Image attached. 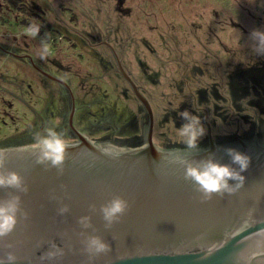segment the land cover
Returning <instances> with one entry per match:
<instances>
[{
  "label": "rangeland",
  "instance_id": "obj_1",
  "mask_svg": "<svg viewBox=\"0 0 264 264\" xmlns=\"http://www.w3.org/2000/svg\"><path fill=\"white\" fill-rule=\"evenodd\" d=\"M13 1L0 0V44L33 53L46 65V59L36 55L41 38L46 39L50 57L61 62L48 67L73 86L74 123L97 139H115L117 144L131 146L128 139L137 133L142 139L147 121L103 40L115 46L126 70L151 98L158 145L169 141L183 147L176 139L173 121L179 127L183 120L176 110L192 111L194 102L215 106L209 117L215 138L235 131L229 119L231 105L236 116H244L248 123L260 113L264 129V56L254 57L246 46L249 31L264 28L260 0H17L15 5ZM33 23L40 25L37 37L25 31ZM185 64L197 69L192 79L187 78L190 83L183 78ZM66 67L68 72L63 71ZM61 93L57 83L0 52V147L27 144L26 134L34 127L35 113L18 97L36 108H46L48 114L42 110L47 120L55 116L63 126L69 101ZM242 98L249 99L242 105ZM91 114L96 118L90 119ZM61 126L55 130H62ZM206 139L205 135L200 144Z\"/></svg>",
  "mask_w": 264,
  "mask_h": 264
},
{
  "label": "water",
  "instance_id": "obj_2",
  "mask_svg": "<svg viewBox=\"0 0 264 264\" xmlns=\"http://www.w3.org/2000/svg\"><path fill=\"white\" fill-rule=\"evenodd\" d=\"M107 45L121 76L147 114L141 145L123 147L125 152L118 161L104 156L97 149L104 142L90 139L74 126L77 107L69 83L26 54L41 74L68 90V124L77 138L67 149L62 170L37 163L30 144L0 147L8 157L4 170L19 172L28 186V191L20 194L28 217L21 218L16 231L3 242L14 243L17 254L31 259V264H38L39 254L50 241L64 249L63 257L51 264H88L82 245L87 235H100L110 245L94 264H264V144L247 143L241 138L238 145L219 144L205 117L208 143L200 147L207 151L192 159L214 153L217 160L229 163L223 151L227 147L248 153L251 164L242 173L243 186L231 196L216 195L201 201L200 194L183 181L181 172L161 178L155 170L161 158L158 149L177 146L162 147L155 142L153 106L114 47ZM15 191L0 188V199ZM114 195L129 198L132 206L119 222L106 228L99 209ZM64 205L69 211L61 215L58 209ZM84 215L91 217L90 228L84 229L78 222ZM18 264L28 262L21 260Z\"/></svg>",
  "mask_w": 264,
  "mask_h": 264
},
{
  "label": "clouds",
  "instance_id": "obj_3",
  "mask_svg": "<svg viewBox=\"0 0 264 264\" xmlns=\"http://www.w3.org/2000/svg\"><path fill=\"white\" fill-rule=\"evenodd\" d=\"M264 6V0H260ZM31 37H37L40 33V25L33 23L25 30ZM242 36V33L240 32ZM248 51L254 57L264 56V28L257 27L249 31L246 41ZM51 54L49 42L41 38L36 50V55L41 59H46ZM249 98H242L243 101ZM193 111L185 109L177 111V117L183 123L177 127L174 124V132L178 144L183 147L161 148L159 163L156 165V173L161 178H167L176 172H181L184 182H188L200 194L201 201H209L216 195L231 196L238 192L245 183L244 173L251 164V156L235 147L224 148L223 151L229 159V163H222L215 158L214 153H209L207 158L195 160L193 156L201 151H207L200 147V142L207 134L208 129L202 122L201 112L197 103H193ZM56 126L46 127L43 135H35L28 146L36 153V161L41 164H48L58 169L63 168L66 160L67 149L70 141L61 132L55 130ZM219 147V146H218ZM97 149L108 159L118 161L124 154L125 149L111 141L104 142L97 146ZM8 157L4 152H0V188L15 189L14 193L0 199V264H18L19 261H27L31 264V259L22 258L17 254L14 243L3 242V238L13 234L21 218L27 219L28 212L22 206L21 193L28 191L24 177L17 171H5V164ZM132 206V201L121 195H114L107 202L100 206V214L105 221V227L111 228L113 224L119 222ZM69 208L64 205L58 209L63 215ZM82 228L91 227V217L88 215L79 218ZM83 251L88 254V264H94L95 258L106 253L110 245L100 235H87L83 241ZM64 255V249L56 241H50L47 248L39 254L38 264H51L53 260H58Z\"/></svg>",
  "mask_w": 264,
  "mask_h": 264
},
{
  "label": "flooded vegetation",
  "instance_id": "obj_4",
  "mask_svg": "<svg viewBox=\"0 0 264 264\" xmlns=\"http://www.w3.org/2000/svg\"><path fill=\"white\" fill-rule=\"evenodd\" d=\"M34 15L35 14H33V15H30V16H32V17H34ZM103 43H105L106 45H107V43H109V42H107L106 40H103ZM109 44H111V43H109ZM113 47H114V49L116 50V48H115V46L113 45V44H111ZM108 46V45H107ZM109 47V46H108ZM110 48V47H109ZM110 50L112 51V49L110 48ZM117 51V50H116ZM0 52L1 53H3V54H5L6 56H10V57H13V58H15V59H17L19 62H21V63H25L26 65H29L31 68H33L34 70H36L43 78H45V79H47L48 81H51V82H55V83H57L59 86H60V88H61V95H60V97H62V98H65V99H68V101H69V111H68V114H67V116H66V118H65V120H63L64 122H63V126H61V122H59L60 120H58L55 116L53 117V119L52 118H50L49 120H47V118H46V114H48V112L46 111L47 109L46 108H36L35 106H33L32 104H30L29 102H27L26 100H25V98L24 97H18V99H20V103H22L23 105L25 104V105H27V107L30 109V110H32L35 114H33V116H32V120L31 121H33V124H34V127L32 128V130L28 133V134H26L27 136H29V137H26V139L27 138H29V140H25V142L24 143H27V144H30L31 142H32V140H33V137L35 136V135H43L44 134V130H45V128L46 127H49V122L48 121H51V122H53V123H55L56 124V126H58V125H60L61 127H62V130H58V132H61V133H63L64 135H66V137L69 139V141L70 142H72V141H75L76 140V135H75V133L71 130V128H70V126H69V124H68V119H69V113H70V95H69V92H68V90L66 89V87L64 86V85H62V84H60V83H58V82H56V81H54V80H51V79H49V78H47V77H45L43 74H41L35 67H33L32 66V64L30 63V60L28 59V58H26L25 57V55L26 54H29V55H31L32 57H33V59H34V61H35V63L38 65V66H40L41 68H43L44 70H46L47 72H49V73H51V74H53V75H56V76H58V77H61V78H63L64 80H66L68 83H69V85L71 86V88H72V90H73V93H74V96H75V92H74V89H73V86H72V84L66 79V78H64L63 76H61V75H59V74H57V73H54L48 66L50 65V63L52 64V63H54V64H58V65H60L61 64V62L59 61V60H56L55 58L54 59H52L50 56L51 55H49L47 58H46V65H43V64H41L39 61H38V59L35 57V55L33 54V53H30V52H27V51H22V52H20V51H14L13 49H11V48H8V47H6V46H4V45H2V44H0ZM9 52H13V53H15V54H17V55H19V56H15V55H11ZM113 53V52H112ZM118 53V52H117ZM114 55V54H113ZM119 55V54H118ZM121 58V57H120ZM123 62V61H122ZM186 65V67H184V75H183V78L188 82V83H190V80H188L187 78L189 77L190 79H192V76H195V73L197 72V69L194 67V69L193 68H191V65H189V64H185ZM230 66V65H229ZM61 67H63V66H61ZM256 67H259L258 65L256 66ZM58 68H60V66H58ZM228 68H230V67H228ZM260 68V67H259ZM126 69V68H125ZM60 70H62L61 68H60ZM231 69H229L228 71H230ZM63 71H66V72H68L69 71V68H64V70ZM119 71V70H118ZM128 72V71H127ZM236 72H239V69L237 70L236 69ZM129 73V72H128ZM192 73H193V75H192ZM232 73V71L230 72V77H233V74H231ZM130 74V73H129ZM131 75V74H130ZM132 76V75H131ZM132 78L137 82V84H139V82L132 76ZM231 80V79H230ZM255 82V85H253V87H254V90L255 91H257V88H258V84H257V80H255L254 81ZM139 86L141 87V90H142V92L149 98V100H150V102H151V104H152V101H151V98L148 96V94H147V92L144 90V88L139 84ZM261 92H262V90H261ZM47 93V92H46ZM191 94H193L194 96V98L195 97H197V95L195 94V93H193L192 91H191ZM257 94L259 95V93L257 92ZM47 95H48V98L50 99V98H52L53 99V101L55 100V98H54V96L52 95V94H49V92L47 93ZM263 95V94H262ZM264 96V95H263ZM75 100H76V98H75ZM263 102H264V100H263ZM76 103H77V101H76ZM141 104V103H140ZM198 105V104H197ZM141 106H142V104H141ZM152 106H153V104H152ZM230 106V105H229ZM76 107H77V105H76ZM143 107V106H142ZM198 107L199 108H201V109H203V111L201 112V115H203V118H202V122L205 124V126H206V128L208 129V131H209V128H208V125H207V123H206V121H205V117H207V121L209 122V124H210V126H211V131H212V135H213V138H214V140L217 142V143H219V144H224V143H226V144H228V145H230V146H234V145H238V144H240L239 143V140H238V138H241V139H243L245 142H247V143H255V142H258V143H260V144H264V129H262V119L260 118V113L259 114H257L256 115V117H255V120L253 121V120H250V123H248V121L246 120L247 118H244V116L243 117H241V116H236V113H237V111H236V109L231 105L230 106V108H231V114H232V116H230V123H232V122H234L235 123V131H233L232 133L231 132H224L223 133V135L222 136H220V137H222V138H224V139H221V140H219V138L220 137H217V138H215V136H214V128H213V124L209 121V117L213 114L214 115V107L215 106H212L211 108H209V107H204V106H200V105H198ZM32 108V109H31ZM34 108V109H33ZM42 109H45L44 110V113H45V115L43 114V110ZM144 109V108H143ZM245 109V108H244ZM153 110H154V107H153ZM193 112L195 111L194 109H191ZM145 111V110H144ZM258 111V110H257ZM40 112H41V114H40ZM211 112H213L212 114H211ZM262 114H264V109H262ZM154 115H155V111H154ZM77 117V109H76V113H75V115H74V121H73V123L75 122V118ZM216 117V116H215ZM89 118L90 119H95L96 118V116L94 115V114H91L90 116H89ZM261 119V120H260ZM219 120H220V118H219ZM126 123V122H125ZM126 124H128V123H126ZM131 124V123H130ZM74 126L81 132V133H83V134H85V135H87L90 139H92V140H96V141H99V142H107V141H105V140H103V139H97L96 137H94L93 135H92V132H90V133H87V132H84L77 124H75L74 123ZM221 126H222V124H221ZM60 127V128H61ZM155 131H156V119H155V125H154V139H155ZM208 131H207V134H206V136H207V139H206V141L203 143V144H200V146H205V145H207V143H208ZM134 137H135V135H133ZM134 137H132L131 139H128L129 141L131 140H134ZM110 141L112 142V143H114V144H116V145H119V146H122V147H126L124 144H117V142H116V140L115 139H113V140H111L110 139ZM167 142V141H166ZM27 144H21V145H27ZM163 144H165L164 142H163ZM141 145V144H140ZM162 145V144H161ZM8 146H18V145H15V144H7V146L5 145L4 147H8ZM163 146V145H162ZM163 147H165V145L163 146Z\"/></svg>",
  "mask_w": 264,
  "mask_h": 264
},
{
  "label": "trees",
  "instance_id": "obj_5",
  "mask_svg": "<svg viewBox=\"0 0 264 264\" xmlns=\"http://www.w3.org/2000/svg\"><path fill=\"white\" fill-rule=\"evenodd\" d=\"M15 2H17V0H14L12 3L15 5ZM29 15H33V13L29 12ZM134 140L138 141V142H133ZM134 140L131 141V146H137V145H140L141 144V134L140 133H137L135 134V137H134ZM165 144V147H173L174 144H171V142L167 141V142H164Z\"/></svg>",
  "mask_w": 264,
  "mask_h": 264
}]
</instances>
